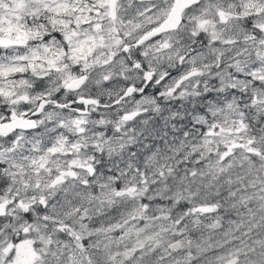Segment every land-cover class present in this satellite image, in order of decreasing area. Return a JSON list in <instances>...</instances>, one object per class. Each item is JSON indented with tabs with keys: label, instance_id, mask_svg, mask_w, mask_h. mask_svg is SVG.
<instances>
[{
	"label": "clouds",
	"instance_id": "1",
	"mask_svg": "<svg viewBox=\"0 0 264 264\" xmlns=\"http://www.w3.org/2000/svg\"><path fill=\"white\" fill-rule=\"evenodd\" d=\"M53 17L11 49L60 71L26 73L10 107L39 119L0 136V182L23 201L0 219V264L23 241L30 264H264V0H120L99 30ZM60 171L75 176L53 185Z\"/></svg>",
	"mask_w": 264,
	"mask_h": 264
},
{
	"label": "snow or ice",
	"instance_id": "2",
	"mask_svg": "<svg viewBox=\"0 0 264 264\" xmlns=\"http://www.w3.org/2000/svg\"><path fill=\"white\" fill-rule=\"evenodd\" d=\"M41 10L54 14L51 20L53 25L59 24L62 28H68L73 19L77 26L81 23L91 25L95 18V27L99 30L100 20L104 18H110L113 22L119 20L120 0H89L88 3H85V0H0V49L24 48L29 41L46 39V31L43 33L40 31L41 28H45L44 25L29 26L26 22L28 17H36ZM65 17L69 19L65 20ZM201 27L203 28L204 25L201 24ZM150 35L156 36V33L153 32ZM65 38H68L67 35ZM147 38L146 36L145 39ZM209 43H219L215 33L212 34V40ZM128 50L125 47L124 51L127 52ZM212 51L216 53L219 52V49L214 48ZM136 67H140V65L137 64ZM29 71L33 77L44 80L47 79L48 72H58L60 69L56 66L54 60L46 59L39 54L32 56H14L11 54L0 56V101H6L0 106V136H6L12 144H15L18 138L14 135V132H5V128L35 127V123L39 119V111L32 113V119L29 120L26 118L29 115L27 112L23 113V118L17 117L15 109L10 107V105L18 104L22 100L27 101L30 99L27 95L22 96L17 93L18 87L27 89L31 86V82L26 76ZM198 74V71L194 68L187 73V76ZM260 79L264 80V75H261ZM129 91L132 90L129 89ZM89 103H94V101L82 99L81 102L74 103L72 107L78 114L85 115V108ZM46 104L47 100L42 98L39 105L40 109H43ZM75 123H80V121L77 120ZM44 167V164L40 165V168ZM6 168L4 152L0 150V172L6 171ZM66 176L73 177L75 173L60 171L53 181V185L62 183ZM37 187H39V184H37ZM5 191L8 192V198L5 197ZM11 193V187L6 182H0V219L3 218L6 209L11 208L13 204L19 203L23 206V201H17ZM41 203H43V200ZM212 211H214L213 208L192 209L193 214ZM30 216V213H26L25 219L29 222H31ZM23 231L27 233L29 229L24 228ZM29 244L30 241H23L20 244V250L18 251L20 264H30L31 249L25 247Z\"/></svg>",
	"mask_w": 264,
	"mask_h": 264
},
{
	"label": "rangeland",
	"instance_id": "3",
	"mask_svg": "<svg viewBox=\"0 0 264 264\" xmlns=\"http://www.w3.org/2000/svg\"><path fill=\"white\" fill-rule=\"evenodd\" d=\"M11 49L12 48H9V49H0V56H7L9 54L13 55Z\"/></svg>",
	"mask_w": 264,
	"mask_h": 264
},
{
	"label": "flooded vegetation",
	"instance_id": "4",
	"mask_svg": "<svg viewBox=\"0 0 264 264\" xmlns=\"http://www.w3.org/2000/svg\"><path fill=\"white\" fill-rule=\"evenodd\" d=\"M30 17H28L27 19H29Z\"/></svg>",
	"mask_w": 264,
	"mask_h": 264
}]
</instances>
